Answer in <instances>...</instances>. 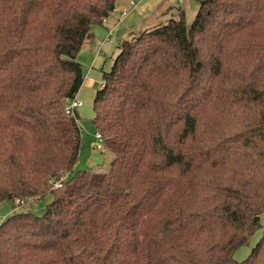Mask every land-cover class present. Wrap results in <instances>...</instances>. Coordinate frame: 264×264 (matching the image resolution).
<instances>
[{
    "label": "trees",
    "instance_id": "obj_1",
    "mask_svg": "<svg viewBox=\"0 0 264 264\" xmlns=\"http://www.w3.org/2000/svg\"><path fill=\"white\" fill-rule=\"evenodd\" d=\"M194 1L120 44L93 104L113 161L75 173L66 104L117 0H0V206L53 196L2 224L0 264H264V0Z\"/></svg>",
    "mask_w": 264,
    "mask_h": 264
},
{
    "label": "rangeland",
    "instance_id": "obj_2",
    "mask_svg": "<svg viewBox=\"0 0 264 264\" xmlns=\"http://www.w3.org/2000/svg\"><path fill=\"white\" fill-rule=\"evenodd\" d=\"M129 1L117 0V11L113 14L114 18L119 19L122 11L128 8ZM138 2V7L131 11L124 19L126 20L124 25L129 30V35L124 40L132 39L133 34L137 32L136 29H140L139 31H149L167 24L171 19L179 15L180 8L185 11L187 25L191 27L199 12V4L194 0H138ZM119 35L114 36V39L110 38L112 44L104 49L102 59L97 60L96 56L92 57L86 51L78 58V61L83 65L86 80L83 85V91L79 92L77 96V99L83 103V106L77 110L78 124L82 132V150L75 167V173L79 171L105 172L109 169L114 158L113 154L109 151L105 149L98 150L95 147V134L97 131L93 124V118L95 117L93 104L95 96L103 84L102 70L109 72L114 59L119 54L120 39L117 40L119 38L117 36ZM89 70L94 73L93 79H91L92 74L87 77ZM52 200L53 196L48 193L44 198L25 205V207H21L17 211L13 210L12 203H4L0 206V214L3 217H9L16 213L31 211L35 216L43 217ZM261 224L264 226V214L261 216ZM262 237L263 228H260L251 237L248 244L236 251L234 259L237 262L245 261L261 241Z\"/></svg>",
    "mask_w": 264,
    "mask_h": 264
},
{
    "label": "crops",
    "instance_id": "obj_3",
    "mask_svg": "<svg viewBox=\"0 0 264 264\" xmlns=\"http://www.w3.org/2000/svg\"><path fill=\"white\" fill-rule=\"evenodd\" d=\"M179 10H182V9L180 8ZM116 11H117V7H116V10L107 19V22L104 25H102L100 27H95L94 28V39L91 40V41H89L85 45L82 53L86 51L88 54L92 55V57H95L96 56V59L97 60L98 59L100 60L104 56V52H103L104 49L107 46H109L110 44H112V42L110 41L111 40L110 38H113L114 36L120 34L121 36L120 35L117 36V37H119V38H117V40L120 39V42L119 43L121 44L122 42L126 41L124 39L129 35V30L124 25L126 23V20H121V15H120L119 19L114 18L113 17V14ZM178 16H176V18H178ZM139 30L140 29H136L137 32ZM109 32H112L113 35L112 36H108ZM99 50H101L102 54H101V56L97 57V53H98ZM94 61H96V60H94ZM90 74H92L91 75V79H93L94 73H92L89 70V73H88L87 77L90 76ZM102 87H103V84H102V86L100 88H102ZM83 89H84V87L82 86V89L80 90V92H82Z\"/></svg>",
    "mask_w": 264,
    "mask_h": 264
},
{
    "label": "built area",
    "instance_id": "obj_4",
    "mask_svg": "<svg viewBox=\"0 0 264 264\" xmlns=\"http://www.w3.org/2000/svg\"><path fill=\"white\" fill-rule=\"evenodd\" d=\"M138 0H130L129 1V6L127 9H124L121 13V20H124L131 11L135 10L138 7ZM107 22V20H104V24ZM112 32H109L108 36H112ZM101 56V50L98 51L97 53V57ZM83 106V103L81 101H79L78 99L75 100H71V101H67L66 104V114L68 116H72L74 117L77 113V110L79 108H81ZM95 140H96V144L95 147L98 150H103L104 149V139L103 136L101 135V133H96L95 134ZM69 178V174L66 173L64 174V176L62 177V179L58 182L54 183L53 188L54 189H59L62 187V182L67 180ZM35 200L32 198H28V199H17L16 200V209L18 210L21 207H25V205H29L30 203H33ZM8 216L3 217L0 214V227L2 226V224L7 220Z\"/></svg>",
    "mask_w": 264,
    "mask_h": 264
}]
</instances>
